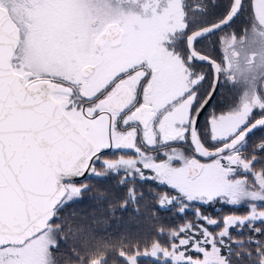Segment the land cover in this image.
<instances>
[{
	"label": "snow or ice",
	"instance_id": "snow-or-ice-1",
	"mask_svg": "<svg viewBox=\"0 0 264 264\" xmlns=\"http://www.w3.org/2000/svg\"><path fill=\"white\" fill-rule=\"evenodd\" d=\"M216 7L215 0H0V264H59L55 253L81 231L62 213L89 190L80 179L87 174L132 185L122 209L139 212L137 180L169 190L157 194L158 209H196L197 223L170 230L168 246L151 244V255L169 264H234L235 249L253 242L234 249L225 239L231 228L264 235V141L248 151L250 134L264 130L257 88L264 0H249L250 30L220 37L223 63L197 45L243 15L245 0H228L210 19ZM205 62L215 83L202 97ZM221 76L241 92L201 135L200 115ZM218 202L249 212L221 221L197 207ZM255 249L264 264V243ZM73 252L76 264H107ZM139 254L119 253L126 264Z\"/></svg>",
	"mask_w": 264,
	"mask_h": 264
},
{
	"label": "trees",
	"instance_id": "trees-1",
	"mask_svg": "<svg viewBox=\"0 0 264 264\" xmlns=\"http://www.w3.org/2000/svg\"><path fill=\"white\" fill-rule=\"evenodd\" d=\"M215 3L217 7L213 10L210 19H214L223 13L228 0H215ZM248 3L249 0H245V13L235 19L230 27L213 36L211 40L202 41L197 46L202 47L204 53L221 62L223 47L218 43L220 37H224L226 32L230 33L231 29H235L238 38H240L245 29L250 30ZM209 73L211 84L213 80L211 69H209ZM230 86L233 85L222 83L212 108L216 109L220 101L233 103L231 100H225L227 94L231 92ZM261 141H264V130H258L250 135L248 151L251 152L253 147ZM97 168L102 170L99 169V166ZM121 179L122 177L115 175H108L100 179L91 174L90 178L83 181L89 186V190L81 198L71 203L62 213L78 224L81 231L76 234L75 239L70 238L67 245H62L59 251L55 253L59 264H76L74 260L76 253L73 252V246L86 258L97 256L100 259H106L107 264H126L127 258L121 257L119 253L121 251L135 253L137 249L140 253L137 256V264H169L166 259L152 255L144 256L143 253L149 251L152 242L156 240H159L162 245L168 246L169 240L166 237L170 230L179 228L187 222L197 223V218L192 214L196 209H190L186 215H178L176 207L158 209L157 194L169 190L150 180H137L135 183L137 190L144 194L143 199L139 201V212L133 211L131 204L127 209H122L120 202L126 195V188L132 185L122 187L120 185ZM197 207L203 215L221 221L225 216H245L249 212L246 205L230 206L219 202L204 206L197 205ZM258 226L264 230V225L258 224ZM160 229H164V235L159 234ZM230 235L231 241L225 239L227 243L232 244L234 249L236 242H243L246 245L249 240L253 242L252 245L243 249H235L236 254L232 256L234 264H257L255 242L264 243V235L255 233L248 226L233 227L230 229ZM224 251L227 254V248ZM249 252L252 253L251 258H248Z\"/></svg>",
	"mask_w": 264,
	"mask_h": 264
},
{
	"label": "flooded vegetation",
	"instance_id": "flooded-vegetation-1",
	"mask_svg": "<svg viewBox=\"0 0 264 264\" xmlns=\"http://www.w3.org/2000/svg\"><path fill=\"white\" fill-rule=\"evenodd\" d=\"M233 33L236 36L238 34L235 29H231V32L230 33H227L226 32L224 34H225V36L226 35L227 36H230ZM237 38H238V36H237ZM197 48H198L199 51H201V52L204 53V50L202 49V47L197 46ZM222 53H223V51H222ZM215 61H217V60H215ZM220 63H223V55L221 57V62ZM209 69H211V68L208 65H206V64H203V66H201V67L198 68L199 71L205 73L207 75V77H208V79L204 82L203 87L201 88L200 93H199V95L202 96V97L205 96L208 92H210L211 85H212V82H213V80H212V82L210 84V80H209V76H210ZM212 79H213V73H212ZM221 79H222V83L225 82L226 84H228L223 76H221ZM222 83H221V85H222ZM225 88H226V85H225ZM257 88H258L259 91L264 92V82H261V80L258 79V81H257ZM229 90H231V92L229 94H227L228 96L225 98V100H231L234 103L237 100V98H238V96H239V94L241 92V87L239 85L230 86V89ZM229 96H230V99H229ZM214 101H213L212 105L215 103ZM233 103H228V102H225V101H220V103L217 105V108L216 109L215 108H212V105H211L207 109V111L204 113L205 115L203 116V118L201 119V122L199 124L200 125L199 128H200L201 135H205L206 134L207 124H208V120H209L210 116L213 113H219L221 111L227 110V108L230 107ZM185 150L187 151V154L194 155V153L192 152V149L188 145H185ZM202 162H204V160Z\"/></svg>",
	"mask_w": 264,
	"mask_h": 264
},
{
	"label": "water",
	"instance_id": "water-1",
	"mask_svg": "<svg viewBox=\"0 0 264 264\" xmlns=\"http://www.w3.org/2000/svg\"><path fill=\"white\" fill-rule=\"evenodd\" d=\"M204 64H206V65H208L206 62L204 63ZM209 66V65H208ZM210 67V66H209ZM215 83V80H214V75H213V82H212V85ZM221 83H222V79L220 78V80H219V85L216 87V91H215V93H214V95H213V99L211 100V102H210V104L209 105H206L205 106V109L203 110V112L201 113V115H200V118H199V124H200V122H201V119L203 118V116L205 115L204 113L207 111V109L212 105V103H213V101L216 99V97H217V95H218V93H219V89H220V86H221ZM212 85H211V89H210V91L212 90ZM200 126V125H199ZM258 130H256L255 132H257ZM250 135H252V134H250ZM199 159H201V161H203L204 159L201 157V158H199ZM91 177V174H87L85 177H82V178H80L82 181H84L85 179H88V178H90Z\"/></svg>",
	"mask_w": 264,
	"mask_h": 264
},
{
	"label": "rangeland",
	"instance_id": "rangeland-1",
	"mask_svg": "<svg viewBox=\"0 0 264 264\" xmlns=\"http://www.w3.org/2000/svg\"><path fill=\"white\" fill-rule=\"evenodd\" d=\"M240 216V215H239ZM145 252V251H144ZM148 253H149V256L151 255V249L149 250V251H147ZM143 255H144V253H143ZM144 256H147V255H144ZM153 257H159L160 259H166V258H164L163 256H162V254H158L157 256H153Z\"/></svg>",
	"mask_w": 264,
	"mask_h": 264
}]
</instances>
